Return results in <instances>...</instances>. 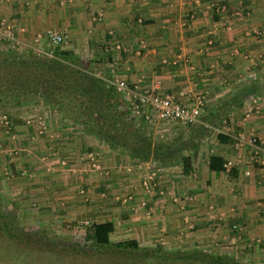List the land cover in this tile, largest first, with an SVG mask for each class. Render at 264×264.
Instances as JSON below:
<instances>
[{"label":"crops","instance_id":"1","mask_svg":"<svg viewBox=\"0 0 264 264\" xmlns=\"http://www.w3.org/2000/svg\"><path fill=\"white\" fill-rule=\"evenodd\" d=\"M213 3L224 9L217 10ZM0 16L16 24L21 43L11 46L19 54L51 56L50 42L35 39L47 29L66 31L69 40L62 49L91 64L92 74L108 83L118 77L139 90L151 88L162 95H206L201 121L184 129L191 144L188 175L182 164L137 163L84 131L91 142L87 149L76 140L81 136L66 134L57 159L76 163L70 177L69 168L59 167L61 172L51 174V191H60V199L76 202L78 211L88 212L95 222L112 221L124 228L130 224L143 236L172 243L186 237L224 236L229 222L264 240V144L259 153L249 145L235 147V136L241 132L254 131L264 143V0H7L0 4ZM119 43L129 52H118L114 47ZM117 93L130 109L128 98ZM254 104L258 112L247 117ZM65 122L60 121L62 126ZM150 125L156 134L172 129L161 122ZM201 125L211 128L206 136L198 131ZM178 132L172 129L171 136ZM219 132L232 141H219ZM96 143H102L98 147L104 152L95 156L111 174L108 178L89 168ZM211 155L233 165L225 171L211 170ZM148 166L161 169L153 193L142 184ZM232 168L237 169L234 175ZM76 172L78 179L73 177ZM62 179L65 182L57 185ZM52 195L41 200L51 202ZM122 228L118 230L127 231Z\"/></svg>","mask_w":264,"mask_h":264},{"label":"rangeland","instance_id":"2","mask_svg":"<svg viewBox=\"0 0 264 264\" xmlns=\"http://www.w3.org/2000/svg\"><path fill=\"white\" fill-rule=\"evenodd\" d=\"M5 1L0 0V4ZM49 44L51 48L56 46L52 42ZM1 47L6 48L4 45ZM13 50L18 51L15 48ZM5 114H8L7 119L4 118ZM39 117L47 126L46 129L39 127ZM58 118L57 112L43 105L29 104L8 109L0 104V213L3 216L0 218V264H214V259L219 256L225 259L223 264H231L226 257L237 260L238 264H264V240L250 236L244 226H241L243 230H239L235 222H227L228 231L223 232L225 237L195 240L186 237L179 243H172L167 238L143 236L130 224L126 225L127 231L123 232L118 227L125 229L124 224L117 227L118 232L112 235L113 242L137 239L145 249L163 247L147 251L149 256L130 258L124 256H132L128 253L84 254L74 251L70 247L73 244L88 248L86 226L97 220L88 212L78 211L76 202L60 199L63 197L60 191L52 192L55 182L51 174L61 172L59 167L69 168L66 174L70 177L72 165L76 163L62 156L57 159L66 134L81 136L76 140H80L85 149L91 142L82 126L73 120L65 122ZM7 121L10 123L7 124ZM60 121L72 128L62 126ZM171 127L179 128L177 124H171ZM41 129L43 132H40ZM162 129L172 132L170 128ZM101 144L94 145V155L104 152L100 151L103 148L98 147ZM77 161L81 163V159ZM99 163L102 166L99 176L110 177L111 174L105 173V164ZM80 165L87 167L86 162ZM89 168L92 169L91 164ZM62 174L65 176L64 172ZM78 175L79 172H76L73 177L78 179ZM61 181L57 185L65 182L63 179ZM35 188L39 189L32 191ZM51 194V202L41 200L51 197Z\"/></svg>","mask_w":264,"mask_h":264},{"label":"trees","instance_id":"3","mask_svg":"<svg viewBox=\"0 0 264 264\" xmlns=\"http://www.w3.org/2000/svg\"><path fill=\"white\" fill-rule=\"evenodd\" d=\"M3 44L1 43L2 46ZM1 48L2 107L9 109L37 104L54 109L61 120H73L83 127L85 133L95 136L112 149L129 155L137 163L156 162L161 166L182 164L184 173L188 175L192 156L189 149L190 140L184 134L187 126L177 128L179 132L175 137L170 135L171 132L156 134L148 122L137 118L124 106L123 98L110 83L92 74L91 64H83L72 51L62 49L61 45L52 48L51 56L19 54L12 48ZM210 130V127L201 125L198 131L206 136ZM217 138L222 143L232 141L223 132H219ZM195 147L194 145L193 150H196ZM225 163L218 155L210 156L211 170L225 171ZM236 171V168H232L231 175ZM1 217L3 216L0 213ZM234 229L236 232V224ZM116 231V224L112 221L94 222L86 226L85 240L88 248H81L76 244L70 247L84 254L128 253L132 256H124L130 258L149 256L147 251L163 248H142L137 239L113 242L112 235ZM226 259L231 264H238L237 260L227 257ZM224 260L219 256L213 262L223 264Z\"/></svg>","mask_w":264,"mask_h":264},{"label":"built area","instance_id":"4","mask_svg":"<svg viewBox=\"0 0 264 264\" xmlns=\"http://www.w3.org/2000/svg\"><path fill=\"white\" fill-rule=\"evenodd\" d=\"M221 11L224 9L220 3L211 4ZM16 24L3 16H0V43L17 46L21 42L16 35ZM50 41L55 45L66 44L69 40V34L66 31H58L55 29H47L39 34L35 41ZM118 52H129V48L123 44H116L114 47ZM110 85L114 86L116 90L128 98V104L132 112L143 118L149 124L161 122L167 125L179 124L182 126H189L197 124L201 121L202 112L206 107V95L196 94L181 91L179 93L158 94L155 89H137L131 84L118 77L108 80ZM193 94V95H192ZM256 104L251 105L247 109L246 116L252 115L255 111L258 112ZM4 118L8 117L4 115ZM39 127L46 129L45 123L39 117ZM9 123L8 121L6 122ZM31 123V121H28ZM40 132H43L41 129ZM263 141L254 132H241L235 136V147L240 150L243 146L249 145L256 152L263 150ZM89 164L96 172L102 171V166L94 154L89 155ZM233 162H227L225 167H231ZM148 173L145 175L142 182L146 192L153 193L159 185L160 167L148 166ZM106 173V172H105ZM108 174V173H106Z\"/></svg>","mask_w":264,"mask_h":264},{"label":"flooded vegetation","instance_id":"5","mask_svg":"<svg viewBox=\"0 0 264 264\" xmlns=\"http://www.w3.org/2000/svg\"><path fill=\"white\" fill-rule=\"evenodd\" d=\"M3 44V43H2ZM0 45H1V43H0ZM4 45V44H3ZM4 46H6L7 48H12V46L11 45H7V44H5ZM13 49V48H12ZM7 117H8V114H5ZM10 123V122H9Z\"/></svg>","mask_w":264,"mask_h":264}]
</instances>
